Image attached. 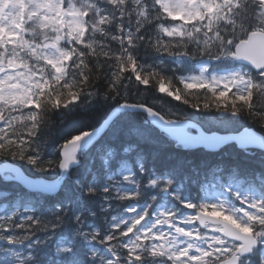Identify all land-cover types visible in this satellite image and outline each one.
Here are the masks:
<instances>
[{
  "label": "snow or ice",
  "instance_id": "1",
  "mask_svg": "<svg viewBox=\"0 0 264 264\" xmlns=\"http://www.w3.org/2000/svg\"><path fill=\"white\" fill-rule=\"evenodd\" d=\"M153 89L204 119L162 114ZM98 102V126L53 132ZM244 119L264 129V0H0V179L26 189L0 190V264H264V160L182 159L264 150L250 127L219 134Z\"/></svg>",
  "mask_w": 264,
  "mask_h": 264
},
{
  "label": "trees",
  "instance_id": "2",
  "mask_svg": "<svg viewBox=\"0 0 264 264\" xmlns=\"http://www.w3.org/2000/svg\"><path fill=\"white\" fill-rule=\"evenodd\" d=\"M143 55V53H141ZM135 88H133V95L129 97L130 103H137L144 99L145 90L144 87L140 88V95L137 96L135 94ZM147 98L151 103H155L158 107L160 106V102L162 94L156 93L155 90H151L147 93ZM164 107H178L185 109L188 113H193L200 118H204V115L196 112V110L191 109L187 106L179 105V102L171 101V98H163ZM108 112V106L102 103H96L91 106L87 110H77L74 113H55L50 119L56 125V128L53 129V132L57 131L60 127H68L70 125H75L76 127H81L82 130L92 129L93 126H97L101 122V118L105 116ZM144 114L142 113H134L128 112L120 117V126L126 127L132 124H139L143 120ZM247 125L252 126L254 129L259 131L261 134H264V129L261 128L260 122H253L251 119H244L235 124L237 125ZM234 125V124H233ZM156 130V129H155ZM154 139L151 141L148 146V150L152 154V158H154L155 163L158 166L166 165L172 156L175 155L174 149L175 144L169 140L163 133L158 130L154 133ZM50 145V142H49ZM48 151L51 150L49 146ZM187 152L186 156H183L182 159H187L190 161L206 159L208 161L215 160H230V161H238L249 167L255 168L257 171L261 168V161L264 160V152L255 148H250L247 153L243 152L240 148H237L234 144H228L220 148L217 152H206L202 148H191L188 150H182ZM10 163L16 164L20 166L22 162H14L9 159ZM26 167V166H25ZM27 174V172H25ZM75 174V173H74ZM46 179L50 178L49 176L45 177ZM0 190H9L12 193L17 191H25L26 189L21 187V185L16 181H8L5 182L3 179H0Z\"/></svg>",
  "mask_w": 264,
  "mask_h": 264
},
{
  "label": "rangeland",
  "instance_id": "3",
  "mask_svg": "<svg viewBox=\"0 0 264 264\" xmlns=\"http://www.w3.org/2000/svg\"><path fill=\"white\" fill-rule=\"evenodd\" d=\"M159 108V110H161L160 109V106L158 107ZM169 108H171V110L173 111V112H176L177 111V109H178V107L176 108V107H164V111H163V113L164 114H166V111H167V109H169ZM185 109H181V111H180V115H184V114H188V112L187 111H184ZM172 117H175V116H172ZM233 126V124H231V123H227V124H225V125H223V126H220V125H216V127H223V128H225V127H232Z\"/></svg>",
  "mask_w": 264,
  "mask_h": 264
},
{
  "label": "water",
  "instance_id": "4",
  "mask_svg": "<svg viewBox=\"0 0 264 264\" xmlns=\"http://www.w3.org/2000/svg\"><path fill=\"white\" fill-rule=\"evenodd\" d=\"M155 127H157L160 131H163V132H166V131H164L163 129H161L158 125H154ZM243 131V130H242ZM254 131V130H253ZM256 132V131H255ZM167 133V132H166ZM227 134H229V133H225V134H220V135H227ZM231 134H235V133H231ZM257 134H259L258 132H257ZM171 137V136H170ZM172 138V140H173V137H171ZM230 143H233V142H230ZM237 145V144H236ZM222 146V145H221ZM220 146V147H221ZM237 146H239V145H237ZM196 147V146H195ZM203 147V146H202ZM219 147V148H220ZM255 147V146H254ZM204 148V147H203ZM218 148V149H219ZM257 148H259V147H257ZM205 150H208V151H215V150H218V149H206V148H204ZM260 149V148H259ZM9 164V163H8ZM12 164H9V166H11ZM3 167V164L2 163H0V168H2Z\"/></svg>",
  "mask_w": 264,
  "mask_h": 264
}]
</instances>
